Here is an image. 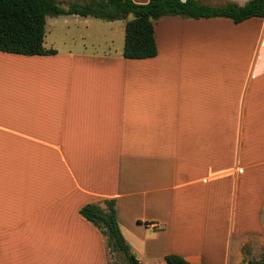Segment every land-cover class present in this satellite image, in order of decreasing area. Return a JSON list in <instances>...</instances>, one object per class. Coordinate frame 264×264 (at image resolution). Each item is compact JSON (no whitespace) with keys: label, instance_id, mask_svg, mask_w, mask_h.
<instances>
[{"label":"crops","instance_id":"obj_1","mask_svg":"<svg viewBox=\"0 0 264 264\" xmlns=\"http://www.w3.org/2000/svg\"><path fill=\"white\" fill-rule=\"evenodd\" d=\"M118 21L48 17L54 54L0 51V264H108L80 214L105 199L140 264L257 258L264 17L162 16L144 59L123 57Z\"/></svg>","mask_w":264,"mask_h":264},{"label":"trees","instance_id":"obj_2","mask_svg":"<svg viewBox=\"0 0 264 264\" xmlns=\"http://www.w3.org/2000/svg\"><path fill=\"white\" fill-rule=\"evenodd\" d=\"M79 15L104 21H124L122 55L144 59L157 54L154 20L170 15L183 18L225 17L234 23L252 17H264V0H247L243 5L225 2L211 5L201 0H72L63 6L57 0H0V51L22 55H51L44 38L48 17ZM80 214L96 225L106 237L109 251L123 254L129 264H140L130 251L119 229L115 201L103 200V206L88 203ZM165 264H191L182 256L167 254ZM244 264H264V253L258 258L243 259Z\"/></svg>","mask_w":264,"mask_h":264},{"label":"rangeland","instance_id":"obj_3","mask_svg":"<svg viewBox=\"0 0 264 264\" xmlns=\"http://www.w3.org/2000/svg\"><path fill=\"white\" fill-rule=\"evenodd\" d=\"M69 1H71V0H62V5L66 6ZM117 22H119V21L117 20ZM103 49H106V48L103 47ZM254 246H255L254 243L252 244V246H250L251 250H253ZM248 249H249V247H248ZM248 249L246 247L243 248V255L247 252ZM262 254H263V252L261 254L257 255V258L260 257ZM108 258H109L108 264H129L127 262V260L125 259V257L123 256V254L120 252H117V251H109ZM244 259H248L246 255H244Z\"/></svg>","mask_w":264,"mask_h":264}]
</instances>
